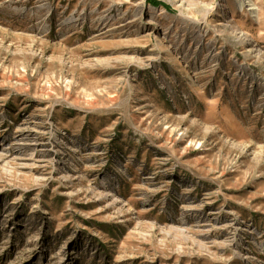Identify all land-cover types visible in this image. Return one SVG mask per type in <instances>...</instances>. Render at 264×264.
<instances>
[{
	"label": "rangeland",
	"instance_id": "obj_1",
	"mask_svg": "<svg viewBox=\"0 0 264 264\" xmlns=\"http://www.w3.org/2000/svg\"><path fill=\"white\" fill-rule=\"evenodd\" d=\"M0 264H264V0H0Z\"/></svg>",
	"mask_w": 264,
	"mask_h": 264
},
{
	"label": "bare ground",
	"instance_id": "obj_2",
	"mask_svg": "<svg viewBox=\"0 0 264 264\" xmlns=\"http://www.w3.org/2000/svg\"><path fill=\"white\" fill-rule=\"evenodd\" d=\"M245 2V1H244Z\"/></svg>",
	"mask_w": 264,
	"mask_h": 264
}]
</instances>
